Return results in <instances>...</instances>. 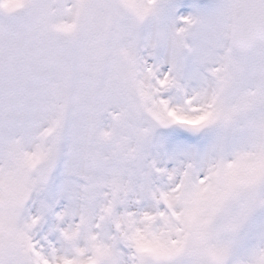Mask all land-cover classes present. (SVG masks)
<instances>
[{
	"label": "snow or ice",
	"instance_id": "1",
	"mask_svg": "<svg viewBox=\"0 0 264 264\" xmlns=\"http://www.w3.org/2000/svg\"><path fill=\"white\" fill-rule=\"evenodd\" d=\"M0 264H264V0H0Z\"/></svg>",
	"mask_w": 264,
	"mask_h": 264
}]
</instances>
